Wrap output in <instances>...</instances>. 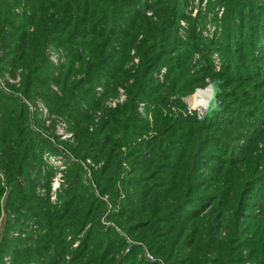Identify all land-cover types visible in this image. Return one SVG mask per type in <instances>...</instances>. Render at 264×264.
Returning <instances> with one entry per match:
<instances>
[{
  "label": "trees",
  "instance_id": "16d2710c",
  "mask_svg": "<svg viewBox=\"0 0 264 264\" xmlns=\"http://www.w3.org/2000/svg\"><path fill=\"white\" fill-rule=\"evenodd\" d=\"M223 1L221 39L199 50L206 60L213 48L221 53V86L252 90L237 94L235 116L220 100L213 117L197 119L164 111L184 107L170 69L185 0H0V72L18 70L21 78L18 94L0 88V264L6 255L10 264H159L138 255L139 243L125 251L126 234L166 264H264V147H253L264 133L255 119L264 113V54L254 53L264 49V17L246 36L234 16L244 17L248 3ZM50 46L64 62L49 58ZM162 65L166 86L155 75ZM205 77L194 76L191 86ZM120 84L126 100L106 106ZM37 96L68 119L69 153L101 162L92 174L109 201L82 183L79 161L57 202L37 193L53 174L44 151L60 150L23 100ZM139 100L152 123L138 112ZM108 202L112 224L101 221Z\"/></svg>",
  "mask_w": 264,
  "mask_h": 264
},
{
  "label": "rangeland",
  "instance_id": "374dc122",
  "mask_svg": "<svg viewBox=\"0 0 264 264\" xmlns=\"http://www.w3.org/2000/svg\"><path fill=\"white\" fill-rule=\"evenodd\" d=\"M149 4L152 0H148ZM248 3L245 4L246 11L244 13V17L242 15L235 14L234 18L237 22V25L242 27L245 30L246 36L255 28V25L253 23V19H262L264 17V0H244ZM225 2L223 0H185V4L183 5V12L182 17L178 19L177 23V31L175 39L173 40V47L171 49H174L173 56H175L174 61L176 65H178V68L175 67V64H173V67L170 69L173 73H177V81H178V87L179 89H182L179 92H176V95H179L181 97L182 101L184 102V107H180L177 105L170 104V109H167L164 107L165 113H173L174 115H178L179 113H182L184 115L188 114L191 116H195L197 119H203L205 118V112L200 114V108L201 106L196 105L192 108V103L198 99L203 98L207 99L209 95V84L214 78H219L216 76V73L221 70L222 64H223V58L219 50L213 48L210 51V59L206 60L202 56V52L204 50H199L200 47H202L205 44H210L211 41L215 39H221L223 27L225 25L224 21L226 20L223 16L226 12ZM251 3V4H250ZM250 4V5H249ZM252 9H249V7ZM147 14H151L152 10H147ZM262 16V17H261ZM190 17V18H188ZM262 22L264 20H261ZM243 40V38H240ZM261 46L264 45V40L259 43ZM199 48H196V47ZM260 47V46H259ZM204 48V47H202ZM49 52V58L53 62H61L65 61V57L63 56L61 50L57 49L56 47L50 46L48 49ZM264 54V49L260 47V49H256L254 53L258 54ZM131 54H133L131 63H137L139 61V56L135 54V50H131ZM259 54V55H260ZM183 63V64H181ZM130 65V62L127 63V66ZM168 69L165 65H162L159 68L158 72H155L157 82L160 84H164L166 86L169 82L166 80V73ZM185 71V72H183ZM202 73H206V77L204 79V83L201 85L191 86V83L193 81L194 76H199ZM221 79V78H220ZM0 81L4 84V86L0 87L7 93H13L20 85V75L17 70L15 74H11L8 71L0 72ZM56 85H52V88L57 90ZM243 87V88H242ZM246 88L252 90V86L246 87L243 85H236L229 84L222 85V93L219 97V99L222 101V104H227L231 106V113L228 114V116L233 117L235 116L232 113V110L235 109L236 104L239 103V99L237 98V94H242L243 97ZM98 93H101L103 91V88L101 86L96 87ZM164 87L161 89L164 91ZM122 90V91H121ZM202 90V91H200ZM58 91V90H57ZM17 94L20 93L19 91H16ZM15 92V93H16ZM206 96V97H205ZM120 97L122 99H120ZM173 97L171 95L169 98ZM127 98V92L124 85L120 84L116 88V92L112 95H108L104 98V104L108 107H116L118 104L123 103ZM25 99V100H24ZM23 100L25 103L29 106V104L33 105V109L30 111L31 113H35L36 116L41 120L42 127L38 128L42 131V133L45 135V137H48L51 141L54 142L59 150L57 153H53L50 151H44L45 157L43 155L44 160L48 161V165L46 166L47 169L51 168L53 171V174L50 178V184L47 186V177L41 178L39 184L36 187V191L39 195L43 197H48L49 200L53 203L57 202L59 200V194L61 190L67 185V174H68V168L70 167V164L72 162L79 161L82 165V169L84 171L82 176V183L89 186L90 189H92L97 197L102 199L103 201L107 202L109 201V193L108 192H101L94 180L92 172L96 170L101 162L94 161L91 157H86L85 159L81 160L79 158H76L75 156H72L68 149L65 146L66 141H71V138H73V132L70 127V123L68 119L65 118L64 115L53 113L49 110V107L47 104L41 99V97L37 96L35 97V101H32V99H28V97H24ZM237 100V101H236ZM115 101V104L113 102ZM204 103V102H203ZM147 104L145 100H139L137 103V110L140 113L141 116L147 117L152 123L153 116L151 112L147 111L146 109ZM46 109L44 112L43 109ZM30 110V109H29ZM34 117V115H31ZM32 117V118H33ZM45 119H48V122H45ZM256 121L260 123L261 129L264 128V113L261 115H258L256 118ZM264 131V130H263ZM72 132V135H71ZM53 133V134H52ZM42 134V135H43ZM61 135H63L61 137ZM70 135V136H69ZM252 135V133H250ZM255 147V153L256 151H261L264 147V133L262 134L261 138L257 141ZM50 152V153H45ZM49 155H53L49 158ZM63 167V168H62ZM46 169V168H45ZM63 169V171H61ZM59 173L61 177L58 179L59 186L56 187L55 191L52 189V183L55 181L56 174ZM260 188H264V183H259ZM264 197V194H263ZM254 199V198H253ZM259 205L258 207H260ZM108 209L106 212L103 213L101 217V221L105 224H112L111 221H108L106 219V215L108 212H110L111 203L108 202L107 205ZM111 207V208H110ZM257 211L254 214H258L260 208H256ZM37 225V223H33V225L29 226H23L20 229H15L12 231V234L14 235H24L25 233H28V228L32 227L34 228ZM27 230V231H26ZM119 230V228H118ZM122 233V232H121ZM125 234V233H123ZM125 241L127 242V246L125 248V251L129 250V247L132 243H139L142 245V252L138 255L143 256L145 259L150 261H159V264H166L159 256L154 255V258H147L145 255V251L151 252L145 244H143L141 241H135L132 239L129 235H124ZM68 238H70V235H68ZM79 242V239H75L72 243V247L76 246ZM69 257V255H66V258ZM160 258V259H159ZM5 264H10V256H5Z\"/></svg>",
  "mask_w": 264,
  "mask_h": 264
},
{
  "label": "water",
  "instance_id": "95a60500",
  "mask_svg": "<svg viewBox=\"0 0 264 264\" xmlns=\"http://www.w3.org/2000/svg\"><path fill=\"white\" fill-rule=\"evenodd\" d=\"M222 79L214 78L209 84V94L205 102V117H213L217 111L222 109V104L218 98V94L221 93Z\"/></svg>",
  "mask_w": 264,
  "mask_h": 264
},
{
  "label": "built area",
  "instance_id": "2783aa9c",
  "mask_svg": "<svg viewBox=\"0 0 264 264\" xmlns=\"http://www.w3.org/2000/svg\"><path fill=\"white\" fill-rule=\"evenodd\" d=\"M2 86H4V84L0 81V87H2ZM3 88V87H2ZM122 91V90H121ZM123 98V97H122ZM121 97H120V99H122ZM203 99L204 98H198L197 100H196V102L194 101L193 103H192V108L193 107H195L196 105H198V106H201V108H200V114L201 113H203V111H205V100L203 101ZM204 102V103H203ZM113 104H115V101L113 102ZM29 109H30V111L33 109V105H31V104H29ZM44 110V112L46 111V109L44 108L43 109ZM45 122H48V119H45ZM71 135H72V132H71ZM63 135H61V137H62ZM70 136V135H69ZM45 153H50V152H45ZM52 156V159L53 158H55V157H53V155H49V158ZM44 157H45V154H44ZM46 158V157H45ZM47 161V160H46ZM48 162V161H47ZM63 168V167H62ZM61 171H63V169H61ZM59 173L60 172H58L55 176H56V178L54 179L55 181H53V183H52V189L55 191V189H56V187H58L59 186V183H58V179H59V177H61L60 175H59ZM61 174V173H60ZM145 255H146V257L148 258H151V259H153L154 258V255H153V253L152 252H149V251H145ZM148 258V259H149ZM155 259V258H154Z\"/></svg>",
  "mask_w": 264,
  "mask_h": 264
},
{
  "label": "bare ground",
  "instance_id": "6f19581e",
  "mask_svg": "<svg viewBox=\"0 0 264 264\" xmlns=\"http://www.w3.org/2000/svg\"><path fill=\"white\" fill-rule=\"evenodd\" d=\"M200 91H202V90H200ZM208 96H210V94H209ZM201 97L203 98V96H202V95H201ZM205 97H206V96H205ZM204 100H205V102H206V99H205V98L203 99V101H204Z\"/></svg>",
  "mask_w": 264,
  "mask_h": 264
}]
</instances>
